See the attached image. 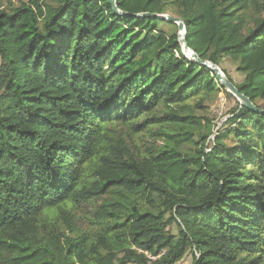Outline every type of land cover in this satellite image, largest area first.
Wrapping results in <instances>:
<instances>
[{
    "label": "trees",
    "instance_id": "trees-1",
    "mask_svg": "<svg viewBox=\"0 0 264 264\" xmlns=\"http://www.w3.org/2000/svg\"><path fill=\"white\" fill-rule=\"evenodd\" d=\"M51 1L0 5V264H175L188 250L193 264H264V114L237 102L217 131L197 114L232 95L176 24ZM116 4L182 19L198 57L237 61L243 80L225 75L264 110V0ZM120 126L162 128L164 145L136 157ZM85 205L91 237L72 219Z\"/></svg>",
    "mask_w": 264,
    "mask_h": 264
},
{
    "label": "rangeland",
    "instance_id": "rangeland-1",
    "mask_svg": "<svg viewBox=\"0 0 264 264\" xmlns=\"http://www.w3.org/2000/svg\"><path fill=\"white\" fill-rule=\"evenodd\" d=\"M16 1V0H14ZM48 3H52L51 0H46ZM19 3V2H18ZM16 2V4H18ZM7 4V0H0V5L4 7ZM166 14L171 15L168 12ZM166 29L171 30V28L166 27ZM173 29V28H172ZM238 65L237 61L231 59H220L218 61V67L225 74H228L234 83L238 84L243 80V75L236 70ZM237 100L234 96H227L222 91L211 95L204 102V109L196 111L198 115H205L215 128V131L222 128L227 118V114L230 109H232L236 104ZM164 129L155 127L154 129H146L140 133H135L127 127H118L115 133H113L114 140L119 139L126 145V147L133 153L136 157L147 156L151 153L155 154L164 145ZM212 137V136H211ZM210 137V138H211ZM209 138V139H210ZM94 206L85 205L79 210L75 209L73 213V221L76 223L79 230L85 231L88 237L93 236L96 231L97 225L93 224L95 222V217L93 214ZM61 228H65L64 225L60 224ZM66 230V229H65ZM170 231L173 234L177 233V228L175 225L170 227ZM122 254H128V250L121 252ZM143 253V252H142ZM119 253H104L100 257V261L104 264H111L112 259ZM144 254L148 258H152L147 252ZM155 258V257H154ZM175 264H193V254L188 250L183 258L176 262Z\"/></svg>",
    "mask_w": 264,
    "mask_h": 264
},
{
    "label": "water",
    "instance_id": "water-1",
    "mask_svg": "<svg viewBox=\"0 0 264 264\" xmlns=\"http://www.w3.org/2000/svg\"><path fill=\"white\" fill-rule=\"evenodd\" d=\"M108 1L115 14H119L122 16H130L134 18L159 19L161 21L176 24L178 27V41L182 46L183 53L185 54V56H187L189 59L193 61H196L198 64L211 69L215 74L217 81L220 83V87L225 89V91L231 94L232 96H234L238 101V103L240 104V106H244L254 113L264 114V110L255 106L249 100L248 97L242 94L239 91V89L234 85V83L230 81L226 75H224V73L221 71L218 65L208 60H202L198 57L195 51L187 43L185 26L182 19H180L179 17H174L169 14H154V13L129 14L126 12H122L117 8L116 0H108Z\"/></svg>",
    "mask_w": 264,
    "mask_h": 264
}]
</instances>
